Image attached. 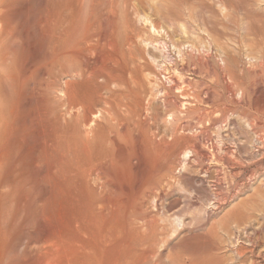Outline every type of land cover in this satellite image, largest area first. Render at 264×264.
<instances>
[{
    "label": "bare ground",
    "instance_id": "6f19581e",
    "mask_svg": "<svg viewBox=\"0 0 264 264\" xmlns=\"http://www.w3.org/2000/svg\"><path fill=\"white\" fill-rule=\"evenodd\" d=\"M129 1L0 0V264H142L165 258L179 245L190 249L195 245L190 236L204 235L209 217L201 206L194 207L189 193L205 203L209 190L192 186L189 173L151 194L156 218L143 224L144 233L131 219L140 208L141 180L150 161L158 162L174 138L167 115L157 116L163 126L159 139L145 136L135 116L140 104L145 119L150 105L167 106L173 100L167 91L160 97L159 89L140 97L138 68L128 66L127 55L138 43L148 55L144 63L155 62L157 55L146 51L152 40L124 36L120 2ZM128 6L135 24L148 22V8L137 7L134 0ZM224 7L218 6L221 21L227 19ZM170 23L182 31L185 18L172 16ZM210 45L191 44L188 53L200 62L214 57L223 77L231 78L226 56L218 48L209 54ZM243 57L253 67H264V46ZM172 81L170 90L180 86ZM254 83L253 91L261 93L264 76H256ZM228 89L244 95L232 83ZM215 124L179 144L177 166L191 165L190 153L201 168L212 159H231L229 147L212 142ZM235 124L247 140L238 153L257 143L255 133L264 145V134L252 121ZM170 194L174 198L164 205ZM181 199L183 208L168 214ZM183 214L189 215L187 222ZM157 232L156 242L144 241L146 233ZM246 238L236 250L229 248L235 257L244 250L256 254L254 237Z\"/></svg>",
    "mask_w": 264,
    "mask_h": 264
},
{
    "label": "rangeland",
    "instance_id": "374dc122",
    "mask_svg": "<svg viewBox=\"0 0 264 264\" xmlns=\"http://www.w3.org/2000/svg\"><path fill=\"white\" fill-rule=\"evenodd\" d=\"M130 2L132 0L120 2V6L124 8V36L152 40L153 44L145 48L157 55L155 62L144 63L145 49L139 43L133 45L131 55H127L128 66L138 68L135 76L139 80L140 97L146 98L153 90L159 89L162 91L158 92L160 97L167 91L172 97L170 101L173 100L167 106L150 105L145 119L139 110L143 106L140 104L139 108L135 107L136 114L140 116H135L145 136L159 135V139L163 126L160 124L162 119L157 116L160 113L167 115L166 118L171 120L169 129L174 138L170 141L168 150L161 153L158 162L153 164L150 161L149 167L153 170L149 168L141 180L140 211H137L136 216H131V219L138 223L144 233L143 224L156 218V209L152 210L149 197L168 187L176 175L189 173L194 176L192 186L203 184L209 190L205 203L188 191L191 201L196 203L194 207L201 206L209 217L204 235L190 236V241L195 245L190 249L176 246L166 255L169 256L168 259L163 255L142 264H168L171 260L174 264H264V258L259 255H264V145L258 140L259 134L255 133L252 135L257 143L238 153V147L246 145L247 140L235 124L244 122L247 125L252 121L264 134V86L261 93L253 91L256 87L254 79L256 76H264V67H253L243 57L245 52H254L256 48L264 46V0H134L137 7L148 8V22L142 23V26L133 22L128 6ZM220 4L225 6L224 13L227 14V19L222 21V13L217 14ZM182 14L185 24L180 31L170 23V19ZM136 41L139 42L137 39ZM208 42H211L209 54L214 55L218 48L226 56L231 78L223 77L214 57L204 58L200 62L189 55L191 44L208 46ZM134 56H140L142 59H138L142 61ZM174 79L180 86L170 90L169 86ZM230 83L243 88L244 95L230 93ZM174 100L177 105H174ZM224 116L226 117L223 118ZM214 120L216 124L211 129L212 142L220 147H229L237 157L231 154L228 162L212 159L201 168L190 153L187 160L192 164L182 163L177 166L175 151L179 144L184 140L190 142L205 125ZM246 129L251 130L249 126ZM217 132H220V136ZM219 152L224 153L221 148ZM145 178L148 183L143 181ZM174 195L165 196L163 204H168ZM183 205L182 200V203L167 213H177ZM188 217V214H183V222H187ZM215 227L218 235L214 233ZM253 230L257 232L254 235ZM158 235L159 232L146 233L143 238L148 243H154ZM247 235L254 237L253 240L257 242L256 254L253 256L248 250H244L235 257L229 248L232 246L236 250V246L243 243ZM226 257L230 260L227 261Z\"/></svg>",
    "mask_w": 264,
    "mask_h": 264
}]
</instances>
